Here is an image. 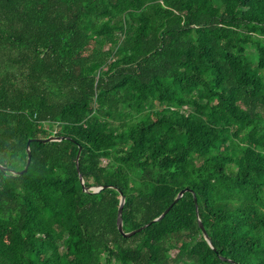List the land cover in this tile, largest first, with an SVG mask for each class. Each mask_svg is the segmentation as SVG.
Instances as JSON below:
<instances>
[{"label": "trees", "instance_id": "trees-1", "mask_svg": "<svg viewBox=\"0 0 264 264\" xmlns=\"http://www.w3.org/2000/svg\"><path fill=\"white\" fill-rule=\"evenodd\" d=\"M0 164V264H264V0H0Z\"/></svg>", "mask_w": 264, "mask_h": 264}, {"label": "water", "instance_id": "water-1", "mask_svg": "<svg viewBox=\"0 0 264 264\" xmlns=\"http://www.w3.org/2000/svg\"><path fill=\"white\" fill-rule=\"evenodd\" d=\"M64 138V136H51L49 138H44V139H41L42 141H56V140H62ZM81 151H82V146L80 147V150H79V154H78V157H77V162H78V166H79V159H80V155H81ZM28 152H29V159H28V163H27V166L25 167V169L23 170H20V171H14L13 169H11L13 172H18L19 174H23L24 172H26L29 168V165L31 163V160H32V151H31V146H30V142L28 144ZM0 167L1 168H4L3 165L0 164ZM80 176H81V180H82V183L85 184V179L82 175V173H80ZM109 185H101V186H92V187H87V186H84V189L86 191H94V192H99L101 191L102 189H105L106 187H108ZM190 190L189 188H185L184 190H182L180 192V194L178 195L176 201H178L186 191ZM175 201V202H176ZM125 202H126V196L123 194L122 195V199H121V204H120V208H119V212H118V220H117V224H118V227L120 229V231L122 233H124L126 236H131L133 234H135L136 232L142 230L143 228H145L147 225H149L150 223H147L145 224L144 226L140 227L139 229H136V230H133L131 232H125L124 230V227H123V210H124V205H125ZM175 202L166 209V211L160 215L159 217H157L154 221H158V220H161L165 215L166 213H168V211L173 207V205L175 204ZM200 226L202 227V229L204 230L205 232V235L206 237L208 238V240L211 242L210 240V237L208 235V233L206 232V229H205V226L204 224L202 223V221L200 220Z\"/></svg>", "mask_w": 264, "mask_h": 264}]
</instances>
